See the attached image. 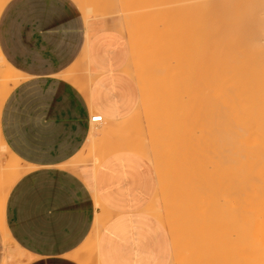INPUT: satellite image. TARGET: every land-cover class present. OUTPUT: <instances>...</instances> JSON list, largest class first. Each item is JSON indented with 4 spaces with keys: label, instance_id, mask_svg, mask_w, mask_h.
Returning a JSON list of instances; mask_svg holds the SVG:
<instances>
[{
    "label": "crops",
    "instance_id": "1",
    "mask_svg": "<svg viewBox=\"0 0 264 264\" xmlns=\"http://www.w3.org/2000/svg\"><path fill=\"white\" fill-rule=\"evenodd\" d=\"M74 1L0 0V57L16 71L11 87L0 85V231L18 253L31 255L30 264H171V230L148 212L154 166L139 153L113 151L122 140L112 133L97 142L98 165L87 155L92 132L120 123L137 140L143 128H135V116L146 111H139L133 51L118 23L84 17ZM85 56L91 64L84 70ZM95 115L108 124L92 123ZM11 154L19 161L12 186ZM92 189L109 218L93 257L102 209ZM11 256L0 264H14Z\"/></svg>",
    "mask_w": 264,
    "mask_h": 264
},
{
    "label": "bare ground",
    "instance_id": "2",
    "mask_svg": "<svg viewBox=\"0 0 264 264\" xmlns=\"http://www.w3.org/2000/svg\"><path fill=\"white\" fill-rule=\"evenodd\" d=\"M92 1L94 0H90V1L88 0L87 2L89 3L91 2L92 6L97 4V2L93 4ZM105 1L107 2V0ZM150 1H151V5H147ZM157 1H160L159 3H161L162 7L160 5L158 6H160L161 7V8L159 7L160 10L163 11V6L165 5L163 3L164 0H154V1L149 0V2L147 1L146 4H144V0L143 2L142 0L141 1L136 0V2L137 3L139 2V4L138 6L136 5L135 7L134 5L137 3H135L134 1L132 2L130 0L129 3L133 4L134 8L127 10V8L131 4L130 5L127 4V6H125V4H121L122 8L124 6H125L124 8L126 7L127 8L125 10L124 8L123 9L114 8V13H112L111 15L109 13L107 16L108 21L109 19H111V21L109 22H114V20L117 17L128 14L132 16L133 14H135L136 16H138L135 17L134 15V19L136 18L135 20L141 19L140 20L141 22L142 20L143 21L147 20L148 22L145 23L149 27L154 25L153 27L154 29L150 27L153 30L149 31L150 28L148 30V27L144 24V22H142L144 24V27L146 26L145 27L146 29L144 30L143 28V30L141 31L142 28L139 27L138 30L140 29V31H138L137 37H133V39L129 40V44L132 47L131 52L133 50H134L133 53L136 51L135 55L136 53H138L139 56L143 57L144 59H148L147 56L151 54L149 52L150 50L148 49L149 45H152L153 47V45L156 46L160 42L159 47L162 46L165 47L161 49H159V47H154L153 48L154 54H151V56H149L148 59L150 65H148L149 67L146 66L147 71L144 69L145 64L143 66L144 69L143 71H145L146 73L142 75L143 72L141 71L142 72V73L140 72L141 75H138V77L136 75L139 86L141 87L140 89H142L140 92L141 105L139 107V111L143 109H146L147 111L149 110L153 111L151 112L153 116L156 114V113L154 114V112L156 111L157 117L159 116L158 114H160L161 117L162 114H164L165 118H162L163 120L165 119L168 121L170 120L175 121L174 118L175 117L177 118L176 116L178 115L177 113H179L180 111L184 113V111H187L186 108H188L187 105L185 106L186 108L183 107L185 108L184 111L181 110L182 107L180 103H178L176 100L181 98L183 95L187 96V94L192 93L193 96L196 94L198 95L197 96L198 98L191 99L193 105L195 102V105L192 106L195 107L196 110V111L194 110L196 113L193 112L195 115L193 113L192 114L197 118L185 116L186 113L182 118L183 121H180L181 116L179 117L180 118L178 119L179 122L177 120L178 124L181 123L179 125L183 126L184 125L183 123H185V125L183 127L181 126L178 127L179 129L175 127L176 130L178 129V132H180L178 133V135L180 134L179 136H181L182 134V137L176 138L175 141H171L173 140V137L171 139V136L168 135L171 133L169 130L168 131L170 133L164 129V131L168 133L167 134L164 132V135L166 134L167 137L169 136L167 139L166 136L162 138L163 136L160 137V135L159 136L157 135V139H159L158 137H160V139L161 138L165 139L166 141H169L171 139L170 140L171 146H169L170 144H165L168 142L161 144V142L157 139L150 140L146 143H131L130 141L124 139V141L122 142L116 140L120 143L119 145L117 144L116 146H114L112 150L113 151L125 150L127 152L139 153L143 155L151 165L154 166V168L158 172V174H156L157 173L156 171L154 173L156 176H158L157 187L155 186L156 194L153 202V206L155 207V209L158 207H162V209L167 208L170 200L175 198V196L172 195L174 194L176 195L178 192L180 196L177 195L178 198L177 200H175L176 202L179 203L177 207H181V209H185V208L187 209L188 204L193 202V201L188 202L190 201L189 197L193 195V194L190 195L191 191L189 190L191 188H194L193 183H197L194 186L198 185L199 183L201 184V185L199 184V186L202 185L205 187L210 186L211 188L208 193H210L212 189L214 190V192L216 191L215 193H217L216 195L214 192H211L212 197L216 198L218 196V193L221 194L220 199L221 197H223V201L219 203L218 200L215 199L218 203L215 205L214 209H216L217 212L218 207L219 209L222 210L224 207L225 208L224 211L219 210L220 212L219 211L218 212L219 214L222 215L226 214V217L224 216L223 221L222 218L221 219L219 218L220 219L219 221L221 222L217 221L218 217L222 216V215H217L218 213L217 212L216 213L217 222H215V219H213L214 216H210L213 217L212 219L214 220V221L212 220L213 222H211L212 225L211 226H208V224L203 225L202 226L203 228L199 230V233L201 235H204L206 233L207 235L210 234L215 238L217 237L218 244L219 242H222V240L224 243L222 242L220 246L214 244L215 246L219 247L217 248L219 253L217 251L208 253L205 250V247L204 249H199L197 248V246L196 249L193 247L196 250L195 252H197L196 253L197 255L195 253L191 254V257L192 255H195V259H194L195 261L193 260L192 257V261H194L193 264H212L215 261L217 262V260H219L220 258H222L221 260H223L225 264H264V0H169L170 3L168 2V0H166L164 2L165 3L168 2L169 6L167 5L164 7H169L171 9L169 11V9L164 8V10L166 11V15H164L165 14L164 11L158 14L160 17L161 16L168 17L167 16L168 13H170L169 18L172 15L173 17H175V13L179 17V14H177L179 11L177 12V10H179L180 8L181 11L182 10L181 8L183 7H184L183 10L186 11L185 13L183 12V10L181 11L184 13L183 15H185L183 16L184 20H182L184 22L182 23L183 25H179L180 22L182 21L178 19V17L173 18L179 20V21L176 20L179 22V23L176 22L179 25L178 26L176 24L179 27V31H181L180 28L181 29L183 28V30L180 33L181 37L179 35L180 39H176L175 33L173 32L175 38L173 37L174 39L172 40V43L169 42V47L165 45L166 43H164V41L162 42L164 44H162L161 41H159V37L157 38L156 36L157 34L160 35L162 38L165 32L164 34L163 32L159 34L158 32L159 30L156 31V29L159 28L158 27L155 28V25L158 26L157 22L161 20L159 24L160 23L162 24V28L166 24L164 26V30L168 31L169 28L167 24L169 25V23L167 22H169V20L166 21L167 18L159 19L160 17L157 15L155 18L153 19L151 18L152 15L154 14L150 13L152 12L151 10H149L150 6L152 10L153 7L157 9L158 7L156 6L157 7L156 8L154 6L156 5ZM89 3L86 4L84 3V4L88 5ZM102 3L103 2H101V4ZM143 4L149 7L148 10L150 12H148V14L150 13L151 16L150 14L146 15L148 19L144 16L145 13L142 14V11L133 13L134 12L133 10L140 9V7L141 8L144 7L143 9L147 10L148 7L145 8L146 6H144ZM3 5L4 3L0 5V11ZM85 5L81 6V12L84 17L87 16L89 17V13L91 12L93 13H95V11L97 12V9L93 11L92 9L88 8ZM101 6L102 5H100V8H102ZM94 7L95 6H93V9H95ZM157 10H154L152 13L157 14L156 12ZM174 10H176L174 14L171 13V11ZM138 14H142V15H138ZM142 16H144L146 19H142L141 18ZM96 17H98V13L96 14ZM132 17L129 19H133ZM158 19L159 21H157ZM173 19H171L172 22L174 21ZM140 21H135V22L137 23V25L139 22V26H140L142 25ZM114 25L119 30H123L124 28L127 27L126 21H122ZM166 26L167 28L165 29ZM170 26L171 25H169V27ZM178 27L175 28L173 27L172 29L175 30L177 28L175 30V32L177 31L176 35H178ZM154 30L155 32L158 33L155 34V32H153ZM167 36L170 37L169 39H171L172 34L171 36L170 35ZM175 39L178 42L174 44H176L180 48V50L178 49V54H176L177 52H173L172 50L173 47L174 49L178 48V47L175 48L176 46H172L173 41L175 42ZM153 49H151V52H153ZM178 55H181L183 60L178 58L180 57ZM165 58L168 60V64L166 63ZM159 60L161 61L160 65H165L162 64L165 62L167 66H165L164 68L170 67L169 70L165 71V69L162 68L164 69V71H160L161 69L160 67H159L160 69L157 68L155 69L154 68L156 66L155 64L158 63ZM82 62H83L82 64L84 70L88 69L91 64L89 57L88 56L83 57ZM180 62L183 64H181ZM160 65L158 63V66ZM172 67L174 68L177 67V68L172 69ZM86 73H84L85 78H87ZM15 75H16V71L0 57V85L4 86L8 83L7 86L11 87L14 81L13 82L10 81L16 78ZM86 83L88 84V82ZM86 83L85 84L83 83L82 85L83 86L87 85ZM75 84L78 86V88L82 89V91L86 92L87 94L88 89L86 90L85 86L82 87L79 85V83H75ZM196 99L198 100V102H196L197 101ZM180 100L182 101L183 97ZM187 100L189 101L190 98ZM177 103L179 104V106ZM193 109H189L190 112ZM169 116H172L170 117L171 119L169 118ZM137 117L138 114L135 116V119L136 120L138 119L136 122L139 124H134L138 126L135 128H140L143 126L146 127L148 130L155 128L153 127V120L155 116L152 118L151 114H148L146 116L147 119H145L144 117V124H142L143 118H140L139 115L140 118L139 120V118ZM157 117H155V119ZM161 117L160 119L158 118L157 120L161 121L162 120ZM187 117L192 118L191 120L187 119L190 122H187L186 120ZM165 122L166 121H164V123ZM177 122H175V124ZM103 123L104 125L108 124V121L103 119ZM164 123L163 122L159 123L158 127H160V125L162 124L161 127L164 128L165 127ZM169 123H172V121H170ZM189 123L195 124L196 128H199L204 134L200 133L198 136V133L195 132L196 130L194 128L191 129L192 127L190 126ZM175 128L171 130L175 131ZM185 130L188 131L191 130V132L189 133L190 136L189 135L187 136L188 133L186 134L184 133ZM181 131L183 132L181 133ZM193 132L196 133L197 134L196 136L200 138H202L200 135L203 134L202 135L203 138L200 139L199 141L202 140V143L204 145L205 143L206 144L208 143V145L210 143L211 145V149H208L207 151L199 144L198 145L194 144L196 146V147L194 146L195 150L193 148L195 154L192 153L194 156L190 154L192 157V159L190 158V162L192 163L194 161L193 164L196 166L194 165L192 166V164L190 165L189 162L190 155H188V153H185V151L189 153L193 152L192 151L193 146L191 147V145L186 144V147L181 148L182 145L185 144V142L181 143L182 142L181 138L183 140H187V139L191 140L192 139L191 133ZM173 133H176V131ZM160 134L162 133L160 132ZM204 135H206L207 138L204 139L205 137ZM96 138H97L96 134H94L93 132V135L91 136L90 139V145L88 147V154L91 161H94V164L98 165V159L102 158L101 156L102 154L98 155V151L101 148L98 147L100 149L99 150L97 149ZM154 138L156 137L154 136ZM206 139L209 140H207L204 143L203 141H205ZM177 140L179 141L178 144L180 143L182 144V145L180 144L181 147L180 145L177 144L180 147L179 149L178 147L176 148V145L172 147V145H174L172 143L178 142ZM161 141L163 142V140ZM92 143L94 147L91 146ZM205 146L208 147L207 145ZM187 147H189L190 151L188 150ZM184 148L187 150H185ZM196 148L198 149L196 150ZM1 149H2V154L4 155L7 150L5 143L1 144ZM181 149L183 151H181ZM201 149H203L202 153H200ZM198 150H199L198 154L202 155L201 157L197 154ZM167 154L170 155L174 154V155L172 156V158H170L169 161L168 159H166L165 160L167 161L166 163L161 162L162 156L166 155V157H168ZM186 156L188 157V159ZM203 156L205 157L207 162H205ZM207 156H209L208 158L209 163L206 158ZM140 160H142V158H140ZM201 160H204V162ZM18 162H19L18 157L14 154H11L10 155L11 169L13 165L18 164ZM200 164H202L201 167L203 173H201L202 170L196 172L197 168L201 169V167L200 168L198 167V165L200 166ZM206 164L209 169H207ZM209 164H211L212 173H210L211 171L209 172L210 170ZM204 165L205 168L208 170L207 175L204 170ZM189 167H191L190 169H192L193 172L195 171L194 174L185 172V169L187 170V168ZM194 167L197 168L194 169ZM192 170H190V172ZM13 172L16 173V170L10 171V177H9L10 186H12L16 180V177H14L15 174ZM196 173L199 175L201 173L203 175L199 177L197 176ZM208 173H210L209 174L210 176L208 175ZM183 186L185 187V190L182 193V191L179 190H181L180 188ZM203 192L205 194V191ZM213 193L216 196H214ZM210 194L208 196H210ZM92 195L94 197L95 206L98 209L99 208L104 209V204L99 198L97 191L95 189H92ZM168 196H172V198L169 200ZM212 197L209 198V200L211 199L212 201L214 199V198L212 199ZM198 201L200 202V200ZM209 204H212L213 206L214 203L209 202ZM170 205L173 206V204ZM214 209H210V210L214 211ZM210 210H208V213H210ZM103 211L105 212V210ZM3 212H4L3 208L0 209V222L2 224L4 221ZM213 214L210 213V215ZM105 219L107 220L97 221V228L100 231L101 230L103 231L106 225L108 224L109 218H106V215H105ZM5 231H6L7 240L9 242H12V239L10 238L6 229ZM225 238H228V240L227 239L225 240ZM215 242H217V240ZM176 243L177 244L175 246V253H174L175 257L173 256L171 261L174 263L184 264L188 261V260L186 261V257L190 256L188 252L190 251L191 247L190 249L188 247L189 251L188 250L185 251L188 253L187 254L182 251L184 247L183 249H181L180 244L178 242ZM12 245L14 246L15 244ZM96 246L97 245H95L94 248L96 249L95 251H97L98 249ZM92 247L93 246H91V250L89 253L91 257H93V255L96 254L95 251H92ZM221 247L223 249L220 252ZM15 258L16 260L11 256V260L16 261L14 262V264H30L32 261L31 255L22 251H20V253L16 255ZM5 260H6L5 261L6 264L8 260L7 259Z\"/></svg>",
    "mask_w": 264,
    "mask_h": 264
},
{
    "label": "rangeland",
    "instance_id": "3",
    "mask_svg": "<svg viewBox=\"0 0 264 264\" xmlns=\"http://www.w3.org/2000/svg\"><path fill=\"white\" fill-rule=\"evenodd\" d=\"M74 1V0H73ZM88 1V0H87ZM86 0H79L78 2H76V1H74L75 2V4H76V6L77 7H79L80 8V6L81 5H85L86 3H89V2H87ZM90 1V0H89ZM129 1L130 0H107V2L105 1V0H97V1H92L93 2V4L95 3V2H97V4H95V5H93V6H95L94 8L95 9H93V6H92V3L90 2L89 4H90V7H89V4L88 5H85V6H87L88 8H90V9H92L93 11L94 10H96L97 9V12L95 11V13H93V12H91V17H92V14H93V17H94V15H95V17L93 18H91L92 20H94V19H96V18H102V19H105V20H108V18H107V16H108V14L110 13V15L112 14V13H114V8L116 9H123L125 6H127V4H131V3H129ZM132 2L134 1L135 3H137L136 2V0H131ZM141 1V0H140ZM146 0H144V4H146V2L148 1L149 2V0H147L146 2H145ZM154 1V0H153ZM164 1H166V0H164ZM163 1V3L165 4L164 6H167L168 5V2L170 3V1L168 0V2L167 3H165ZM99 2V3H98ZM101 2H103L102 4H101ZM142 2H143V0H142ZM160 1H157V3H156V5H154L157 9H155L153 6V10H152V8H151V6H150V9H149V7L148 6H146V5H144V6H146L145 8H147V10L149 9V10H151L152 12L154 11V10H157L156 12H157V14H155V13H152V12H150L149 10L147 11V10H145V9H143L144 7H140V9H135V10H133L134 12L133 13H135V12H138V11H142V14L143 13H145L144 14V16L146 17V15H149L150 13L151 14H154V15H152V19L153 18H155L156 17V15L157 16H159L158 14H160V13H162V12H164L165 10H164V8L165 9H169V11H170V9L171 8H169V7H164L163 6V11H161L160 10V8L162 7L161 6V3H159ZM85 3V4H84ZM105 3V4H104ZM134 3V4H135ZM155 3V2H154ZM121 4H125V6L122 8L121 7ZM138 4H139V2L137 3V4H135L134 5V7L137 5L138 6ZM153 4V3H152ZM100 5H102L101 7L102 8H100ZM103 5H104V7H103ZM120 5V6H119ZM128 5V6H129ZM142 5V6H143ZM147 5H151V1L147 4ZM158 5H160V6H158ZM171 5V4H170ZM105 6H106V8H105ZM123 6V5H122ZM131 6V7H130ZM128 8H127V10L128 9H131V8H134L133 7V4H131ZM169 6V5H168ZM118 7H120V8H118ZM160 7V8H159ZM105 8V9H104ZM126 8H124V10L126 9ZM174 8H175V6H174ZM176 8H177V6H176ZM178 8H179V6H178ZM184 8V7H183ZM183 8H181L182 10H183ZM143 10H144V12H143ZM159 10H160V12H159ZM181 10V11H182ZM146 11V12H145ZM176 10H174V11H171V13H173L174 14V12H175ZM179 11V12H178ZM180 11V8H179V10H177V14H179V17H180V14H181V17L179 18L177 15H176V13H175V17H173V15L170 17L171 19H173V18H177L178 17V19H180L181 21L182 20H184L183 19V16H185V15H183L186 11L185 10H183V12H181ZM148 12H150L149 14H148ZM167 12H168V10H167ZM98 13V17H96V14ZM132 13V14H133ZM140 13V12H139ZM142 14H138V15H142ZM151 14H150V16H151ZM134 15L135 14H133L132 16L131 15H123V16H120V17H117L115 20H114V22L115 23H119V22H122V21H126V28H124L123 30H119L115 25H114V27H115V29L116 30H118L120 33H122L127 39H128V41L129 40H131V39H133V37H137V35H138V31H140V29L138 30V28L140 27V28H142L141 29V31L143 30V28H144V30L146 29L145 27L147 26L146 25V23L145 22H148L147 20L145 21H143L142 20V22H144V24L146 25L145 27H144V24L140 21L141 19H139V20H135L134 19ZM161 15H163V14H161ZM164 15H166V11H165V14ZM125 16V17H124ZM128 16V17H127ZM129 16H131L133 19H129V18H131V17H129ZM144 16H142L141 18L142 19H146ZM168 17H165V16H159L160 18L159 19H166V21L167 20H169V22H167V23H169V25H171L170 27H169V25L167 24V26H168V28H169V30L168 31H170V32H168V31H166V30H164V26L166 25H164L163 26V28H162V24L160 25L159 24V22H161V20L159 21V19L157 20V21H159V22H157L158 24V26H156L155 25V28L156 27H158L159 29H156V31L157 30H159L158 32H159V34L161 33V32H163V34H164V32H165V34H164V36L161 38V36L160 35H157L156 33H158V32H155V30L153 31V32H155V34H156V36H157V38L159 37V41H161V43L164 41V43H166L165 45H167L168 47H169V42H171L172 43V40L175 38V36H176V39H180V37H181V35H180V33H181V31L183 30V28L181 29L180 28V30L181 31H179V25H183L182 23H184L183 21L182 22H180V24L178 25L176 22H178L179 20L178 19H173L174 21L172 22L171 21V19L169 18V16H170V13H168V15H167ZM135 17H138V16H136L135 15ZM158 18V17H157ZM169 18V19H168ZM138 19V18H137ZM148 19V18H147ZM109 20H111V19H109ZM176 20H178V21H176ZM117 21V22H116ZM135 21H140V23H142V25H140L139 26V22H138V25H137V23L135 22ZM163 21V20H162ZM171 21V22H170ZM154 22H155V20H154ZM165 22V21H164ZM175 22V23H174ZM166 23V22H165ZM174 23V24H173ZM179 23V22H178ZM173 24V25H172ZM178 26H177V25ZM142 26V27H141ZM167 26L165 27V29L167 28ZM148 27V30H149V28L150 27H154V25L153 26H147ZM161 27V28H160ZM173 27L175 28V27H178V35H176L177 33V31L175 32V30L177 29H175V30H172L173 29ZM182 27V26H181ZM171 28V29H170ZM154 29V28H153ZM153 29H151L150 28V30L149 31H151V30H153ZM164 30V31H163ZM172 32V33H171ZM173 32L175 33V36H174V34H173ZM171 34H172V36H171ZM167 35H170L171 36V39H169L170 37H168ZM179 35H180V37H179ZM166 37V38H165ZM174 37V38H173ZM179 37V38H178ZM166 39V40H165ZM176 39H175V42L173 41V45L172 46H176L175 48H177L178 46L176 45V44H174V43H177L178 41H176ZM182 39V38H181ZM168 40V41H167ZM164 43H162V44H164ZM159 44H160V42H159ZM159 44H157L156 46H154L153 45V47H152V45H149L148 46V49L150 50L149 52L151 53V54H154V47H159ZM166 46V47H167ZM149 47H151V48H149ZM164 46H162V47H159V49H161V48H163ZM165 48V47H164ZM151 49H153V52H151ZM156 49V48H155ZM171 49H172V47H171ZM178 49L180 50V48L178 47L177 49H174V47H173V52H177L176 54H178ZM177 50V51H176ZM134 51V50H133ZM171 51V50H170ZM136 52V51H135ZM135 52L133 53V58H134V68H135V70H136V75H137V77H138V75H141V73L143 72V74L142 75H144V73H146L145 71H143L144 69L147 71V69H146V66H148V65H150V63L148 62L149 60V56H151V54L149 55V56H147V58L148 59H144L143 57H141V56H139V54L138 53H136V55H135ZM180 53V52H179ZM149 54V53H148ZM175 54V53H174ZM173 54V55H174ZM167 56V55H166ZM170 56V55H169ZM178 56H180V57H178V58H180L181 60H183L182 59V57H181V55H178ZM175 57V56H174ZM151 58V57H150ZM171 58V57H170ZM172 59V58H171ZM171 59H170V61H171ZM174 59V58H173ZM180 60V61H181ZM160 61V60H159ZM158 61V63H159V65H160V63H161V61L159 62ZM165 61H166V63L168 64V60L165 58ZM174 61V60H173ZM178 62V61H177ZM149 63V64H148ZM158 63H156L155 65V69L157 68V69H162V68H164L165 66H167L166 65V63L164 62V63H162V64H165V65H160V66H158ZM179 63V62H178ZM181 63V62H180ZM144 64H145V66H144ZM181 64H183V63H181ZM137 66V67H136ZM142 66V67H141ZM143 66H144V69H143ZM158 66V67H157ZM161 66H163V67H161ZM139 67H140V69H139ZM149 67V66H148ZM160 67V68H159ZM142 68V69H141ZM154 68H153V70H154ZM169 68L170 67H168V68H164L165 69V71L166 70H169ZM174 67H172V69H173ZM175 68H177V67H175ZM174 68V69H175ZM160 69V71H164V69H162L161 70ZM142 71V72H141ZM137 72H138V74H137ZM141 72V73H140ZM141 88V87H140ZM141 90L142 89H140V92H141ZM193 94H195V93H193ZM191 95H192V93L191 94H187V96L185 95H183L182 97H183V100H185V101H181L180 99H182V97L181 98H179L178 100H176L178 103H180V105H181V107H182V109L181 110H183L184 111V109L186 108L185 106H187L188 105V108H186V110L187 111H184V113L182 112V111H180L179 113H177L178 115H176L177 116V118L175 117L174 119H175V121H173V120H170V121H172V123H169L170 121H168V120H163L162 118H165V116H164V114H162V117H161V115L160 114H158L160 117H161V121L160 120H157L158 118L160 119V117L158 116L157 117V112L155 111L154 112V116L155 117H157L156 119H155V117L152 115V113L151 112H153V111H147L146 109H143V110H141L142 112L143 111H146V112H143V113H140V116L144 119V117H145V119H147V115L148 114H151V117L153 118L154 117V120H153V127H155L154 129H153V131L151 132V135L153 136H151V135H149V133H150V131L151 130H148L146 127H141L140 129H142V131H141V134H143V135H139V137H138V139L137 140H131V138L136 134L135 133V131H133V130H130V129H128V127L125 125H123V123H120L119 125V127H116V128H114L113 130H111V131H105V132H98V131H96V132H94V134H96V139H97V142L99 141V140H101V139H104L105 137H107V136H109V134H113L114 136H115V138L117 139V140H122V141H124V139L125 140H127V141H130L131 143H146V142H148V141H150V140H155V139H157V135L159 136L160 135V137H162V138H164V136H166V139L169 137H167V135L165 134L164 135V132L165 133H167L166 131H170L171 133H172V135H171V133L170 134H168V135H170L171 136V139H172V137H173V140H171V141H175L176 140V138H180V137H182V134H181V136H179L178 135V133H180V132H178V127H180L181 125H179V124H181V123H179L178 124V122H179V120L178 119H180L179 117L181 116V120L180 121H183V117H184V114L186 113V115L185 116H188V117H193V118H197L196 116H194L195 114L194 113H196L195 111V107H193L194 105H195V102H194V105H193V103H192V101H191V99L192 98H198L197 96V94L196 95H192V97H191ZM186 97V98H185ZM190 98V100L188 101L187 99H189ZM197 100V99H196ZM195 100V101H196ZM187 101V102H186ZM191 101V102H190ZM196 102H198V100L196 101ZM177 103V104H178ZM140 105H141V100H140ZM183 105V106H182ZM193 105V106H192ZM178 106H179V104H178ZM183 107H185V108H183ZM194 108V109H193ZM189 109H193V110H191V112H190V110ZM195 110V111H194ZM194 112V113H193ZM159 113V112H158ZM194 115H193V114ZM173 116V115H172ZM172 116H169V118L170 117H172ZM186 118V120L187 119H192V118ZM166 118H167V116H166ZM171 119V118H170ZM156 120V121H155ZM177 120H178V122H177ZM154 121H155V123H154ZM164 121H166L165 123H164ZM168 121V122H167ZM156 122H158V123H156ZM164 123V128L163 127H161V125H160V127H158V125H159V123ZM175 122H177L176 124H175ZM187 122H190L189 120H187ZM166 123H168V124H166ZM192 123V122H191ZM195 123V122H194ZM104 124V123H103ZM143 124H144V120H143ZM171 124H172V126H171ZM184 125H185V123H183ZM190 124V123H189ZM106 125V124H105ZM157 125V126H156ZM169 125V126H168ZM176 125V126H175ZM183 125V126H184ZM168 126V127H167ZM174 126V127H173ZM183 126H181V127H183ZM187 126V125H186ZM190 126L192 127L191 129H195L194 131L196 132V133H198V136H199V134L200 133H203L199 128H196V126H195V124H190ZM189 126V127H190ZM175 127H177L178 129L176 130V128ZM175 128V131H176V133H173V132H175L174 130H171V129H174ZM156 129V130H155ZM158 129V130H157ZM160 129H163V130H160ZM164 129L166 130V131H164ZM181 129V128H180ZM182 129H184V128H182ZM188 130H189V128H188ZM188 130H185V134L186 133H188L187 134V136L189 135L190 136V132H191V130L190 131H188ZM155 131V132H154ZM159 133H158V132ZM184 131V130H183ZM183 131H181V133L183 132ZM160 132L162 133V134H160ZM155 133H157V134H155ZM184 133H183V135H184ZM194 133V132H193ZM193 133H191L192 135V139L197 135L196 133H194V135H193ZM145 134V135H144ZM204 134V133H203ZM202 134V135H203ZM92 135H93V132H92ZM102 136L103 138H100L99 136ZM178 137H177V136ZM202 135H200L202 138H203V136ZM154 136L156 137V138H154ZM198 136H196L197 137V139H196V137L192 140H189V139H187V140H183L182 138H181V143H184L185 142V144L184 145H182L181 143V145H182V147H181V145L180 144H178L179 143V141L178 140H180V139H178L177 141L178 142H173L172 144H174V145H172V147L173 146H175L176 145V148L178 147V149L181 147V148H183V147H186V144H188V145H191V147H192V151L193 152H187V151H185V153H188V155H190V154H192V153H194L195 154V145H200V146H202L205 150H207L208 151V149H211V145H210V143H209V145H210V148H209V145H208V143L206 144L205 142L207 141V140H209V139H206L205 141H203L204 143H205V145H207L208 147H206L203 143H202V140L201 141H199L200 139H202V138H200V137H198ZM205 137H204V139L205 138H207V136L206 135H204ZM160 137H158L159 139H157V140H159L160 142H161V144H164L165 142H168V143H165V144H170L169 146H171V142H170V140L169 141H166L165 139H160ZM185 138V137H184ZM186 139V138H185ZM161 140H163V142L161 141ZM190 141H191V143H190ZM97 142H96V146H97ZM187 142V143H186ZM210 142V141H209ZM180 145V147L178 146V145ZM195 144V145H194ZM92 147H94V145H93V143H92V145H91ZM195 146V147H194ZM199 146V147H200ZM89 147V146H88ZM87 147V148H88ZM188 148V150L190 151V149H189V147H187ZM193 148H194V150H193ZM201 148V147H200ZM185 149V148H184ZM198 148H196V150H197ZM173 150H174V148H173ZM185 150H187V149H185ZM200 150V149H199ZM199 150L197 151V154H198V152H199ZM122 151H125V150H122ZM162 151V150H161ZM181 151H183L182 149H181ZM202 151H203V149H201V152L200 153H202ZM93 152V151H92ZM125 152H127V151H125ZM87 155H88V151H87ZM86 155V156H87ZM174 154H172V156H173ZM187 155V154H186ZM193 155V154H192ZM199 155V154H198ZM197 155V156H198ZM205 155V154H204ZM86 156L83 158L84 159V161H85V159H86ZM194 156V155H193ZM200 157L202 156V155H199ZM187 157V156H186ZM204 157V156H203ZM202 157V158H203ZM190 158L192 159V157H191V155H190V157H189V162H190ZM198 158V157H197ZM197 158H196V160H197ZM207 158V160H208V158H209V156H207L206 157ZM187 159H188V157H187ZM204 159H205V157H204ZM195 160V159H194ZM199 160V159H198ZM84 161H83V163H84ZM193 161V160H192ZM201 161H203L204 162V160H201ZM205 162H207L206 161V159H205ZM194 163V161L191 163L190 162V165L192 164V166L194 165L193 164ZM196 163V162H195ZM200 163H202V162H200ZM208 163H209V160H208ZM210 163H211V160H210ZM197 164V163H196ZM210 166V170H209V172L211 171V164H209ZM191 166V167H192ZM194 166H196V165H194ZM202 166V164H200V166L198 165V167L200 168ZM206 166H207V164H206ZM191 167H189V168H187V170L185 169V172H189V173H193L194 174V172H193V170L192 169H190ZM18 168H19V164H16V165H13V167H12V170H16V175H15V177L17 178L18 176H19V174H18ZM195 168H197V167H194V169ZM20 169H21V167H20ZM207 169H209L208 168V166H207ZM206 168H205V165H204V170H205V173H206V175H207V172H208V170H207ZM189 170V171H188ZM190 170H192L191 172H190ZM199 170H202V167H201V169H196V172L198 171L199 172ZM207 170V171H206ZM201 172V171H200ZM201 173H203V170H202V172ZM200 173V175L199 174H197V176H202L203 174H201ZM204 173V174H205ZM210 173H212V171L210 172ZM210 173H208V175L210 174ZM188 174V173H187ZM191 174H190V176H191ZM189 175V174H188ZM210 176V175H209ZM192 177H193V175H192ZM190 180V179H189ZM189 183V182H188ZM192 183H193V180H192ZM194 185L195 184H197V183H193ZM200 184V183H199ZM199 184L198 185H196V186H194L193 185V187L194 188H191V189H189L191 192H190V195H192V196H190L189 197V200L190 201H188V202H191V201H193L192 203H189L188 204V206H187V212H186V210L185 209H181V207H177L178 206V202H176L175 200H177V198H178V196H180L179 195V192L175 195H172V196H175V198H173V199H171L172 198V196H169V199H171L170 200V202H169V205H168V207L167 208H164V209H162V213L161 212H158L159 210H158V208H156L155 209V207L152 205V206H150L149 208H148V212L150 213V214H152V215H154V216H156V218L162 223V225H164L165 227H168L170 230H171V234H172V239H173V255H172V258H173V256H174V253H175V246H176V242H178L179 244H180V248L181 249H183V247H184V249L182 250L183 252H185L186 250H188V247H189V249H190V247H191V249H190V251L188 252L189 254H190V256L189 257H191V254H196L197 252H195L196 250V246H197V248H199V249H204V247H205V250L208 252V253H211V252H218V249L217 248H219V247H217V246H215L214 244H216V245H218V246H220L221 245V243L223 242V240H222V242H219V244H218V239H217V237L215 238L214 236H212V235H210V234H208V235H210V236H208L207 235V233L206 234H204V235H201L200 233H199V230L201 229V228H203L202 226L203 225H205V224H208V226H211L212 225V223L211 222H213L214 220L213 219H215V222H217V221H219L221 218H222V221H223V219H224V216L226 217V214H219V210H221V211H224L225 210V208L223 207V210L222 209H219V207H218V209H217V212H216V209H214L215 208V205L219 202V203H221L222 201H223V197H221V199H220V196H221V194H219L218 193V196L215 198V197H212V193L211 192H214V190L212 189V191L210 192V193H208L209 192V190H210V186H199ZM188 185V184H187ZM201 185V184H200ZM187 188H189V187H187ZM181 190H179V191H182V193H183V191L185 190V187L183 186V187H181L180 188ZM203 191H205V194H204V192ZM202 192V193H201ZM216 192V191H215ZM214 192V193H215ZM208 193V194H207ZM213 193V194H214ZM181 194V193H180ZM207 194V195H206ZM210 194V196H208ZM216 195H217V193H215ZM214 194V196H216ZM178 195V196H177ZM197 196V197H196ZM199 196H200V198H199ZM192 197H195V198H192ZM203 197H205V198H203ZM212 197V201H211V199L209 200V198H211ZM200 200V202L197 200ZM194 199V200H193ZM218 200V202L216 201V200ZM172 200H174V201H172ZM197 200V201H196ZM209 200V201H208ZM206 201H208V202H206ZM214 201V202H213ZM209 202L210 203H214L213 204V206H212V204H209ZM207 205H206V204ZM170 204H173V206L172 205H170ZM172 206V207H171ZM207 208H209V209H207ZM216 208H217V206H216ZM102 209V208H101ZM210 209H214V211L213 210H210ZM104 209H102V212H101V214H98L97 215V217H96V225H95V228H96V231L93 233V236H92V238L90 239V250H91V246H93L92 247V251H95L96 249H94L95 248V245H98V240H99V237H100V235H101V233H102V230L100 231L98 228H97V221L98 220H107V219H105V215H106V218H107V214L103 211ZM208 210H210V213L211 214H213L214 212V214L213 215H210V213H208ZM213 211V212H212ZM186 212V213H185ZM165 213H166V215H165ZM208 213V214H207ZM216 213H217V215H222L221 217H218V220H217V216H216ZM101 215V216H100ZM210 216H214V218L213 217H210ZM213 218V219H212ZM220 218V219H219ZM109 220V219H108ZM213 220V221H212ZM217 220V221H216ZM106 222V221H105ZM219 222H221V221H219ZM214 224V223H213ZM199 233V234H198ZM180 235H182V236H180ZM208 237H210V238H208ZM209 239H211V240H209ZM214 239V240H213ZM228 240V238H225V240ZM217 240V242H215ZM243 241V240H242ZM94 242V243H93ZM227 242V241H226ZM224 243V242H223ZM13 243L12 242H9L4 236H3V234L1 233V231H0V261H1V258H3V256H6L7 254L8 255H12V257L16 260V258H15V256L16 255H18L19 253L17 252V249L15 248V246H13L12 245ZM92 244H95V245H92ZM196 244V245H195ZM200 246H199V245ZM194 245V246H193ZM224 245V244H223ZM13 246V247H12ZM206 246H208V247H206ZM97 247V246H96ZM195 249H194V248ZM203 247V248H202ZM224 247V246H223ZM211 249V250H210ZM214 249V250H213ZM217 249V250H216ZM223 248L221 247V249H220V252H221V250H222ZM89 250V251H90ZM91 253H94V252H91ZM95 253H96V251H95ZM185 253H187V252H185ZM187 253V254H188ZM219 253V252H218ZM93 255V254H92ZM95 255V254H94ZM93 255V256H94ZM197 255V254H196ZM187 256V255H186ZM175 257V256H174ZM188 257V256H187ZM186 257V263H184V264H193L194 263V259H195V255H192V257H193V260L194 261H192V257L191 258H187ZM222 258H220L219 260H217V264H225L224 263V261L223 260H221ZM14 260V262H16ZM192 262V263H191ZM215 262H213L212 264H216ZM181 263H182V261H181ZM97 264H99V263H97ZM171 264H180V263H174V262H172L171 261Z\"/></svg>",
    "mask_w": 264,
    "mask_h": 264
},
{
    "label": "built area",
    "instance_id": "4",
    "mask_svg": "<svg viewBox=\"0 0 264 264\" xmlns=\"http://www.w3.org/2000/svg\"><path fill=\"white\" fill-rule=\"evenodd\" d=\"M91 122L95 123V124H101L103 122V116L102 115H95L92 117Z\"/></svg>",
    "mask_w": 264,
    "mask_h": 264
}]
</instances>
